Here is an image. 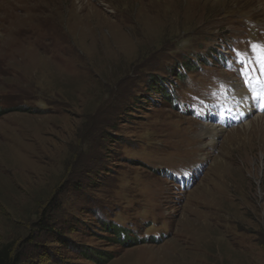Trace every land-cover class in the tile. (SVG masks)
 <instances>
[{
	"label": "rangeland",
	"instance_id": "1",
	"mask_svg": "<svg viewBox=\"0 0 264 264\" xmlns=\"http://www.w3.org/2000/svg\"><path fill=\"white\" fill-rule=\"evenodd\" d=\"M253 43L264 0H0V247L264 264V110L236 59Z\"/></svg>",
	"mask_w": 264,
	"mask_h": 264
},
{
	"label": "snow or ice",
	"instance_id": "2",
	"mask_svg": "<svg viewBox=\"0 0 264 264\" xmlns=\"http://www.w3.org/2000/svg\"><path fill=\"white\" fill-rule=\"evenodd\" d=\"M250 48L255 53L254 60L247 58L246 52H239L236 59L241 61L240 74L252 99L258 100L264 110V43H253Z\"/></svg>",
	"mask_w": 264,
	"mask_h": 264
},
{
	"label": "bare ground",
	"instance_id": "3",
	"mask_svg": "<svg viewBox=\"0 0 264 264\" xmlns=\"http://www.w3.org/2000/svg\"><path fill=\"white\" fill-rule=\"evenodd\" d=\"M249 51V50H248ZM241 66V65H240ZM242 78V77H241ZM238 94V98L240 99V98H242V97H240V96H245V94L244 95H242L241 93H240V90H239V92L237 93ZM235 95V94H234ZM233 95V96H234ZM244 99V98H243ZM249 99V98H248ZM248 99H246L245 101H243L242 102V105L241 106H243V107H245V103L248 101ZM239 100H236L235 102L237 103ZM240 103V102H239ZM238 103V104H239ZM234 110V109H233ZM243 110V109H242ZM241 111V110H240ZM247 115V114H246ZM261 116H263V114H257L256 115V117H255V119L254 120H250L249 121V119H247L248 121H247V123L246 124H248V125H250L251 123H254V121H257L256 120V118H260ZM246 117V116H245ZM226 118V117H225ZM242 125V124H241ZM205 126V128H204V135L205 136H209L211 139H210V141H209V144H212L213 142H214V140L216 139V137H217V135L219 134V133H221V131H223V127H220V128H218V126L217 125H214V124H210V123H207V124H205L204 125ZM251 126V125H250ZM243 127V126H242ZM225 130V129H224Z\"/></svg>",
	"mask_w": 264,
	"mask_h": 264
},
{
	"label": "trees",
	"instance_id": "4",
	"mask_svg": "<svg viewBox=\"0 0 264 264\" xmlns=\"http://www.w3.org/2000/svg\"><path fill=\"white\" fill-rule=\"evenodd\" d=\"M123 229L122 226H116L113 232H118ZM104 259V260H103ZM102 262H107L108 258H103ZM0 264H18V256L13 254L12 245L10 243L4 244L0 247Z\"/></svg>",
	"mask_w": 264,
	"mask_h": 264
}]
</instances>
